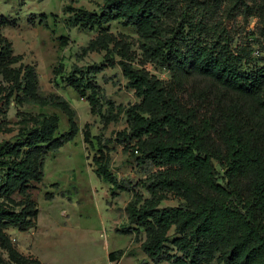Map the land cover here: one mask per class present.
Instances as JSON below:
<instances>
[{"label":"trees","instance_id":"trees-1","mask_svg":"<svg viewBox=\"0 0 264 264\" xmlns=\"http://www.w3.org/2000/svg\"><path fill=\"white\" fill-rule=\"evenodd\" d=\"M210 1L103 0L98 14L84 8L68 11V25L99 29L85 51L106 50L105 60L113 65L109 43L119 45L116 62L126 87L139 98L123 108L127 127L117 133V140H134L136 159L156 168L144 181L149 197L135 196L124 207L136 229L147 234L164 229L142 244L152 264H264V64L247 67L246 55L230 50L218 29L204 34ZM115 18L135 28L142 63L167 70L168 81L132 65L125 41L116 42L103 28ZM6 25L14 26L15 21L0 14V76L15 103L55 107L68 123V129L57 134L56 113H38L28 125L31 115L19 111L24 126L13 142H0V197L21 196L19 209L0 203V229L26 231L38 214L31 190L42 181L44 156L72 140L78 126L75 110L63 96L41 94L35 66L13 53L2 33ZM77 72L71 71L67 85L86 95L90 112L103 123L116 120L111 101H106V113L98 109L103 96L99 86ZM82 133L89 142L90 132ZM94 160L97 176L117 184L107 162ZM169 192L184 194L187 204L159 207ZM172 226L177 236L170 239L165 230ZM7 250L13 258L27 260L15 249ZM123 252H110L108 260H118ZM217 252L221 258L213 262ZM28 262L43 264L34 257Z\"/></svg>","mask_w":264,"mask_h":264},{"label":"rangeland","instance_id":"rangeland-1","mask_svg":"<svg viewBox=\"0 0 264 264\" xmlns=\"http://www.w3.org/2000/svg\"><path fill=\"white\" fill-rule=\"evenodd\" d=\"M205 13L204 34L215 29L227 37L230 50L246 55L247 67L264 64V0H214ZM103 0H0V14L15 21L6 25L2 33L12 44L13 53L21 55V62L33 64L39 79L41 94L57 93L75 110L78 132L55 151L47 152L43 161V178L34 183L32 197L37 203L36 218L39 244L35 252L46 264H152L142 250V244L158 238L163 228L146 233L130 224L124 212L125 205L138 196L149 197L144 187L146 177L156 168L136 159L135 141L119 142L117 133L126 129L123 108L139 101L134 91L126 87L120 65L119 45L109 43L114 64L105 60L106 50H84L97 37L99 29L70 26L69 7L84 8L100 13ZM103 28L116 42L125 41L132 65L143 67L156 77L168 81L170 74L151 63H142L140 37L132 26H125L117 18ZM97 66V71L92 67ZM76 68L99 86L102 98L98 109L106 113L109 100L116 120L107 124L98 114L90 112L86 95L81 97L67 85V77ZM0 76V142L14 141L21 124L17 112L27 113L28 125L38 113H56L59 121L57 134L68 129L66 116L52 106L40 107L14 101V93ZM89 91H86L88 94ZM90 132L89 142L83 140V130ZM95 158L104 159L116 177L113 184L97 176ZM220 170V169H219ZM221 172V170H220ZM1 176V172H0ZM46 193L52 198H46ZM21 196L13 193L0 197V203L19 209ZM187 204L181 193H167L159 207ZM135 229V231H134ZM170 239L177 236L174 227L165 230ZM6 239L5 240V237ZM136 237V240H135ZM20 240L14 228L0 229V264H32L28 249H19ZM13 248L24 258H13L7 249ZM128 252L117 263H110L108 252ZM127 250V251H126ZM216 253L213 262L221 257ZM218 258V259H217ZM160 264H169L166 261Z\"/></svg>","mask_w":264,"mask_h":264},{"label":"crops","instance_id":"crops-1","mask_svg":"<svg viewBox=\"0 0 264 264\" xmlns=\"http://www.w3.org/2000/svg\"><path fill=\"white\" fill-rule=\"evenodd\" d=\"M38 215V214H37ZM37 218V216H36ZM37 222H36V219H35V224L34 226H32L31 228H29L28 230L26 231H19L18 229L14 228V230L17 231V234H18V239L21 241L20 244H19V249H28L27 251L29 252V254L33 255L34 258L38 259L41 263L43 264H46L42 259H40L39 255L37 254V252H35V248H37V244H39V236L36 235V232H37ZM127 251V250H126ZM110 252H108L109 254ZM128 252H123V255H128L127 254ZM146 255V254H145ZM121 256V257H122ZM120 257V258H121ZM120 258L116 261H109L110 263H117Z\"/></svg>","mask_w":264,"mask_h":264}]
</instances>
